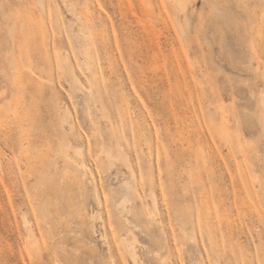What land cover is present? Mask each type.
I'll return each instance as SVG.
<instances>
[{"label":"rangeland","instance_id":"rangeland-1","mask_svg":"<svg viewBox=\"0 0 264 264\" xmlns=\"http://www.w3.org/2000/svg\"><path fill=\"white\" fill-rule=\"evenodd\" d=\"M184 3L0 0V264H264V0Z\"/></svg>","mask_w":264,"mask_h":264},{"label":"bare ground","instance_id":"bare-ground-1","mask_svg":"<svg viewBox=\"0 0 264 264\" xmlns=\"http://www.w3.org/2000/svg\"><path fill=\"white\" fill-rule=\"evenodd\" d=\"M172 2H174V4H175V6H176V9L179 11V12H183L184 13V11H185V9H186V5H185V3H184V0H172ZM255 41H256V43L258 42L259 43V40L257 39V38H255ZM13 61H15V59L13 60ZM94 79H96V77L94 78ZM98 80V79H97ZM96 80V81H97ZM118 145V144H117ZM116 149V148H115ZM102 151V150H101ZM100 151V152H101ZM120 152V151H119ZM101 154V153H100ZM100 154H99V156H100ZM141 200H143V198L141 199ZM27 229H28V231H29V227H27ZM126 240V239H125ZM125 242V241H124ZM127 242V241H126ZM131 242V241H130ZM134 242H135V240H134ZM129 243V242H128ZM132 243V242H131ZM136 244V243H135ZM131 245V244H130ZM134 245H132V246H129L128 244H126V243H124V247H125V251L126 252H128V254L130 255V257H131V259L134 261V262H136L137 261V257H138V255H137V253H136V249L134 250L133 248H135L136 246H134ZM128 255V256H129Z\"/></svg>","mask_w":264,"mask_h":264}]
</instances>
